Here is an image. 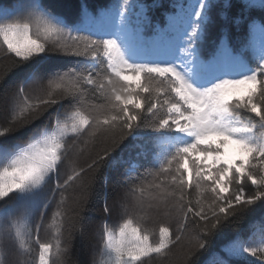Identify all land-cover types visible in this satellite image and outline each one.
Instances as JSON below:
<instances>
[{
    "label": "trees",
    "instance_id": "obj_1",
    "mask_svg": "<svg viewBox=\"0 0 264 264\" xmlns=\"http://www.w3.org/2000/svg\"><path fill=\"white\" fill-rule=\"evenodd\" d=\"M140 1L147 17L131 59L104 28L105 13L121 14L127 0H0V26L27 25L44 49L22 57L0 38V173L40 128L57 118L69 127L74 113L86 120L57 133L55 168L41 185L0 191V264H40L42 246L48 264H113L107 236L125 225L155 248L131 264H264V0ZM198 7L194 41L187 25ZM174 15L172 57L152 59ZM194 45L209 67L232 57L237 72L194 83ZM112 60L141 78L137 102L118 99ZM172 103L195 127L190 144L162 124ZM221 107L239 159L216 176L192 167L189 178L184 150L219 130Z\"/></svg>",
    "mask_w": 264,
    "mask_h": 264
},
{
    "label": "rangeland",
    "instance_id": "obj_2",
    "mask_svg": "<svg viewBox=\"0 0 264 264\" xmlns=\"http://www.w3.org/2000/svg\"><path fill=\"white\" fill-rule=\"evenodd\" d=\"M147 7L140 0H127L126 8L121 14H114L111 11L106 13V28L125 45L131 57L136 55V46L144 29ZM201 15L198 13V23L191 25L192 37L197 38L201 32ZM168 26L172 31V36L180 31V16L174 15L169 19ZM0 38L6 43L9 51L25 57L31 54H42L43 44L31 36L27 25L5 24L0 26ZM195 61L193 70L202 60L199 52L195 49ZM232 60L220 63L223 68L226 64L230 66ZM221 64H224L223 66ZM115 62L111 61L110 69L119 74L123 82V94L117 95L118 99L125 103L137 102L132 93L141 86L139 76L129 71L119 72L116 70ZM196 79L199 76L194 74ZM180 108L176 104H169L168 114L170 115L162 124L172 125L177 131L178 137L186 141H193L196 138L194 127L187 118L180 115ZM73 118L69 127L62 125L58 118L52 126L40 128L27 140L17 143L12 147V154L8 163L0 173V191L2 193L10 191L25 192L33 187H38L55 168L57 144V133H71L81 128L86 120L79 113L71 114ZM220 118L223 120V133L214 134L199 145H192L184 150L186 153L184 166L188 177L192 176V167L207 172L208 176H216L224 165L231 167L239 159L237 137L228 126L229 113L222 108ZM219 169V170H218ZM223 179V177H222ZM225 190L227 186L221 185ZM155 248L149 245L148 241L137 231V229L125 225L115 233H108L107 253L113 264H131L132 262L146 256ZM48 249L42 246V258L40 264H48Z\"/></svg>",
    "mask_w": 264,
    "mask_h": 264
}]
</instances>
